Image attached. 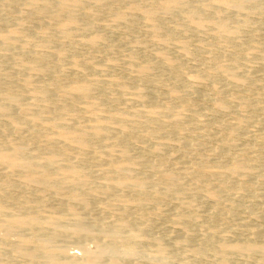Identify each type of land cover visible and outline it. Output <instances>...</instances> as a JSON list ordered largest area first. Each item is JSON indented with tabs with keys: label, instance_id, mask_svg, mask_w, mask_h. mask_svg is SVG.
<instances>
[{
	"label": "rangeland",
	"instance_id": "1",
	"mask_svg": "<svg viewBox=\"0 0 264 264\" xmlns=\"http://www.w3.org/2000/svg\"><path fill=\"white\" fill-rule=\"evenodd\" d=\"M30 1L8 3L0 0V35L8 37L4 41L0 39V47H12L10 52L2 50L0 53L3 78L0 103H7L9 96L17 99V104L7 113H0V149L6 148L5 142H10V146L20 143L27 147L24 156L37 155L30 158L43 163L48 156L46 152H54L61 144L67 145L70 153L75 148L71 157L66 155L70 160L66 161L64 156L57 162V167L66 166L81 173L87 187L75 190L83 194L88 208L73 204L80 214L77 221L66 209V196L71 187L63 186L60 193L45 191L37 185L31 188L22 181L21 171L15 170L17 173L13 171V176H9L10 173L6 175L7 168L1 165L0 171H6L0 172L3 173L0 182H12L11 187H0V202L12 215L38 212L40 216L32 229L18 230L11 237H43L54 227L65 229L63 235L55 239L54 246L63 248L67 255L80 258L83 243L86 241L83 246L93 252L99 239L84 236L77 239L71 234V228L82 222L98 236L97 232L112 228L110 220L122 216L129 224L126 231L136 230L140 238L135 245L136 254L127 259L118 258L119 264H264L262 251L248 255L220 252V245L224 243L228 246L238 240V243L247 241V233L252 228L264 231V0H253L239 11L218 5V0H181L184 7L168 14L159 8L169 0H106L105 3L80 0L79 9L75 11L79 22L66 30L68 36L60 27L67 12L47 18L48 13L55 12L54 1L49 0L44 3L48 6L39 8ZM192 6H207L202 27L186 19L185 14ZM145 9L158 10L161 14L156 11V20H150L144 17ZM216 16L226 22L227 33L218 30L216 21L219 17L215 19ZM28 64L34 68L26 67ZM144 66L147 68L143 74L140 69ZM28 77L30 84H25ZM82 83L90 85L88 94L79 95L80 98L75 96L77 99L64 94L69 87ZM40 90L47 92L45 96ZM219 101L226 108L216 109ZM68 127L76 134L86 136L87 147L76 148L59 137L61 129L71 130ZM93 127L106 130L97 137L100 142L95 141L96 137L94 139ZM78 149L79 153H76ZM234 157L236 161L241 158L240 162ZM235 162L238 165L229 171ZM113 169L116 172H112ZM58 171H54V179L61 177ZM160 171V177L164 172L174 174L175 186L171 191L162 177L159 178ZM102 174L107 176L104 177L106 180ZM125 175L137 176L144 181L140 182L141 186H128L122 190L113 187L107 195L94 196L100 185L105 188ZM211 187L213 194L208 195ZM38 192H42V198L36 196ZM150 193L153 196L150 197ZM138 197H153L152 204L148 202L146 207L145 204L140 207L132 200ZM21 200L27 202L23 204ZM2 219L4 217H0ZM104 226L111 227L106 229ZM261 236L255 237L256 244L262 243ZM157 246L163 249V256L158 255ZM13 255L8 247L0 244V262L8 259L14 264L25 263Z\"/></svg>",
	"mask_w": 264,
	"mask_h": 264
},
{
	"label": "bare ground",
	"instance_id": "2",
	"mask_svg": "<svg viewBox=\"0 0 264 264\" xmlns=\"http://www.w3.org/2000/svg\"><path fill=\"white\" fill-rule=\"evenodd\" d=\"M5 2H8V3H11L10 1H12V0H4ZM54 1V7H55V9H54V11L55 12H52V13H54V14H52V13H48V14H50V15H48V17L47 18H49L50 16L51 17H57V16H62L63 14V12H67V15H66V19L63 21L64 23L62 24V26H60L61 27V29L63 30V31H65V36H68V35H70L69 33H68V31L66 32V30L68 29V28H70V27H75L76 25H77V23L79 22L78 21V19H79V17H78V19H77V14H76V9H79L78 7L80 6V0H53ZM85 1V0H84ZM87 1V0H86ZM98 1H100L101 3L102 2H104V1H106V0H98ZM121 1H124V0H121ZM129 1V0H128ZM153 1H155V0H153ZM160 1V0H159ZM49 2V0H41V1H36V0H31L30 1V4L31 5H33V6H36V7H40L41 5L43 6L44 5V3H48ZM96 2V1H95ZM100 2H99V4H100ZM132 2H134V1H132ZM151 2H152V0H151ZM186 2V1H185ZM205 2V1H204ZM215 2V1H214ZM253 2V0H218V5H220V6H223L224 8H234V10H237V11H239V10H242V9H244V8H246L248 5H250L251 3ZM88 3V2H87ZM105 3V2H104ZM160 3V2H159ZM216 3V2H215ZM52 4V5H53ZM84 4V3H83ZM95 4H98V3H95ZM134 4V3H133ZM135 4H137L136 2H135ZM204 4V3H203ZM89 5V4H88ZM130 5H132V4H130ZM184 5H185V3H183L181 0L179 1V0H169V1H166V2H163L161 5H160V8H159V10L161 11V12H163V13H167L168 14V12H170V11H173L174 9H177L178 10V8L180 9L181 7H184ZM189 5V4H188ZM194 5V4H193ZM44 6H48V4H45ZM84 6V5H83ZM103 6V5H102ZM134 6H136V5H134ZM139 6V8H140V5H138ZM191 6V5H190ZM202 6V5H201ZM208 6V5H207ZM207 6H205V7H207ZM212 6V5H211ZM214 6H217V5H214ZM149 7V6H148ZM205 7H196V8H193V6L191 7V8H189L188 10H187V8H186V10H187V12H186V14H185V16H186V19H187V21H189V22H191L192 24H194V25H196V26H198V27H202L203 26V18H202V16H203V13H204V11H205ZM42 8H45V7H42ZM83 8V7H82ZM132 8V7H131ZM136 8H138V7H136ZM150 8V7H149ZM219 8V7H218ZM85 9V8H84ZM97 9V8H96ZM112 9V8H111ZM144 9V8H143ZM150 9H152V8H150ZM146 10L145 12H144V14H145V16L144 17H146V18H148V19H150V20H154L155 18H156V16H157V12L156 11H158V10H156V11H154V9L153 10ZM182 9V8H181ZM184 9V8H183ZM220 9H221V7H220ZM81 10V9H80ZM88 10H89V8H88ZM131 10V9H130ZM140 10V9H139ZM214 10V9H213ZM212 10V11H213ZM43 11H45V10H43ZM48 11V10H47ZM76 11V12H75ZM83 11V10H82ZM179 11V10H178ZM220 11V10H219ZM51 12V11H50ZM92 12V11H91ZM159 12V11H158ZM206 12V11H205ZM208 12V11H207ZM236 12V11H235ZM160 13V12H159ZM178 13V12H177ZM214 13H217L216 11L214 12ZM62 14V15H61ZM116 14V13H115ZM118 14V13H117ZM161 14V13H160ZM174 14V13H173ZM207 14V13H206ZM120 15H122L121 13H120ZM124 15V14H123ZM178 15V14H177ZM180 15V14H179ZM220 15V14H219ZM117 16H119V15H117ZM116 16V17H117ZM125 16V15H124ZM215 16V15H214ZM217 17H219V16H216V18L215 19H217ZM123 17H121V19H122ZM159 18V17H158ZM184 19H185V17H183ZM53 19V18H52ZM59 19V18H58ZM61 19V18H60ZM82 19V18H81ZM80 19V20H81ZM120 19V18H119ZM214 19V18H213ZM19 20V19H18ZM17 20V21H18ZM55 20V19H54ZM116 20V19H115ZM156 20V19H155ZM154 20V21H155ZM212 20V19H211ZM5 21V20H4ZM20 21V20H19ZM56 21V20H55ZM58 21V20H57ZM78 21V22H77ZM117 21H119V20H117ZM124 21H125V19H124ZM153 21V22H154ZM186 21V20H185ZM207 21V20H206ZM206 21H204L205 23L204 24H206ZM210 21V20H209ZM227 21V20H226ZM243 21V20H242ZM152 22V21H151ZM152 22V23H153ZM157 22H158V19H157ZM208 22V21H207ZM244 22V21H243ZM48 23V22H47ZM59 23V22H58ZM60 23H61V21H60ZM213 23H214V20H213ZM18 24V23H17ZM23 24V23H22ZM21 24V25H22ZM148 24V23H147ZM156 24V23H155ZM155 24H154V26H155ZM208 24V23H207ZM212 24V23H211ZM216 26L218 27V30L219 31H221V32H226L227 33V31H228V26L226 25V22L225 21H223V20H221V17H219L218 18V20L216 21ZM19 25V24H18ZM25 25V24H24ZM23 25V26H24ZM58 25V24H57ZM152 25V24H151ZM214 25V24H213ZM14 27V26H13ZM59 27V28H60ZM90 27V26H89ZM156 27V26H155ZM154 27V30L156 29ZM19 28H21V27H19ZM23 28V27H22ZM21 28V29H22ZM85 28V27H84ZM159 28V27H158ZM197 28V27H196ZM230 28V27H229ZM61 29H59V30H61ZM76 29V28H75ZM82 29V28H81ZM231 29V28H230ZM13 30V29H12ZM19 30V29H18ZM56 30H58V28L56 29ZM153 30V29H152ZM158 30V29H157ZM21 31V30H20ZM74 31V30H73ZM77 31V30H76ZM85 31V30H84ZM201 31V30H200ZM214 31H216V30H214ZM17 32H19V31H17ZM61 32V31H60ZM71 32V31H70ZM158 32V31H157ZM16 33V32H15ZM64 33V32H63ZM230 33V32H229ZM231 33H232V31H231ZM235 33H236V31H235ZM67 34V35H66ZM228 35H230V34H228ZM233 36H235L234 34H232ZM14 36V35H13ZM224 36V35H223ZM46 37V36H45ZM218 37H220V36H218ZM222 37V36H221ZM62 38V37H61ZM0 39H2L3 41L4 40H7L8 39V37L7 36H4V35H0ZM31 40V39H30ZM29 40V41H30ZM40 40V39H39ZM26 41V40H25ZM34 41V40H33ZM35 42V41H34ZM40 43V42H39ZM15 44V43H14ZM41 44V43H40ZM29 45V44H28ZM48 45H49V43H48ZM16 47V46H15ZM48 49V48H47ZM54 49V48H53ZM2 50H4V51H7V52H10L11 50H12V47H0V53H1V51ZM21 51V50H20ZM38 53V52H37ZM264 53V52H263ZM40 54V53H39ZM36 55V54H35ZM133 56V55H132ZM262 56V55H261ZM4 57V56H3ZM15 58H17V57H15ZM45 58V57H44ZM51 58V57H50ZM132 58V57H131ZM52 59V58H51ZM10 60V59H9ZM47 60V59H46ZM49 60V59H48ZM23 62V61H22ZM262 62V61H261ZM21 63V62H20ZM25 63V62H24ZM24 63H21V64H23V65H25ZM37 66V65H36ZM26 67H28V68H32V66L31 65H29L28 64V66L26 65ZM45 67V66H44ZM43 67V68H44ZM34 68V67H33ZM32 68V69H33ZM51 68V67H50ZM64 68V67H63ZM146 66H144V67H142L141 69H140V72L141 73H145V71H146ZM36 69V68H35ZM46 69V68H45ZM56 69V68H55ZM54 69V70H55ZM58 69H60V68H58ZM17 70V69H16ZM37 70V69H36ZM38 70H39V67H38ZM37 70V71H38ZM42 70V69H41ZM40 70V71H41ZM53 70V69H52ZM62 70V69H61ZM66 70V69H65ZM68 70V69H67ZM37 71H35V72H37ZM63 71V70H62ZM225 71V70H224ZM223 71V72H224ZM45 72H46V70H45ZM226 72V71H225ZM0 73H2V72H0ZM35 74V73H34ZM40 74V73H39ZM233 78H235V79H238V77H236V75H234V74H232V73H229ZM7 75V74H6ZM5 76V75H4ZM36 76V75H35ZM240 78V77H239ZM21 79V78H20ZM25 79V78H24ZM28 79H29V77H28ZM28 79H25L24 81V83L25 84H30V79L28 80ZM55 79V78H54ZM2 80H3V78H1V75H0V87H1V82H2ZM55 81V80H54ZM57 81V80H56ZM156 82H158V81H156ZM49 83H52V82H49ZM55 83V82H54ZM242 83V82H241ZM25 84H23V85H25ZM162 84V83H161ZM243 84V83H242ZM117 85H118V83H117ZM156 85V84H155ZM158 85H160V83L158 84ZM27 86H29V85H27ZM70 86V85H69ZM74 86V85H73ZM235 86V85H234ZM49 87V86H48ZM52 87V86H51ZM50 87V88H51ZM55 87V86H54ZM155 87V86H154ZM25 88H26V90H27V87L25 86ZM53 88V87H52ZM58 88V87H57ZM60 88H62V87H60ZM93 88V87H92ZM192 88V87H191ZM59 89V88H58ZM48 90V89H47ZM93 90V89H92ZM40 91H43V92H41V95H44L45 93H47V92H45L44 90H40ZM51 91V90H50ZM90 92V85H87V83H86V85L85 84H77V86H74V87H69L66 91H65V95L66 96H69L71 99H73L75 96L77 97V96H79V95H81V97H82V95H85V94H88L89 92ZM238 91V90H237ZM88 92V93H87ZM40 94V92L38 93V95ZM62 94V93H61ZM48 95V94H47ZM63 95V94H62ZM159 95V94H158ZM170 95V94H169ZM8 96V95H7ZM45 96V95H44ZM87 96V95H86ZM168 96V95H167ZM241 96V95H240ZM40 97V96H39ZM48 97V96H47ZM55 97V96H54ZM75 97V98H76ZM85 97V96H84ZM234 97V96H233ZM7 98V97H6ZM41 98H43V96H41ZM49 98V97H48ZM61 98H63V97H61ZM60 98V99H61ZM78 98V97H77ZM76 98V99H77ZM79 98H80V96H79ZM170 98V97H169ZM232 98V97H231ZM230 98V99H231ZM32 99V98H31ZM65 99V98H64ZM69 99V98H68ZM172 99V98H171ZM242 99V98H241ZM49 100H50V98H49ZM75 100V99H74ZM165 100H166V97H165ZM8 102L7 103H0V113H7L9 110H10V108L12 107V106H15V104H17V99H15L14 97H10L9 96V98H8V100H7ZM53 102V101H52ZM56 102V101H55ZM62 102V101H61ZM71 102H73L72 100H71ZM152 102V101H151ZM150 102V103H151ZM155 102V101H154ZM207 102V101H206ZM130 103V102H129ZM20 104V103H19ZM61 104V103H60ZM74 104V103H73ZM158 104H160V103H158ZM216 104V103H215ZM21 105V104H20ZM26 105V104H25ZM56 105V104H55ZM55 105H53V106H55ZM63 105H66V104H64L63 103ZM171 105V104H170ZM24 106V105H23ZM58 106V105H57ZM60 106V105H59ZM58 106V107H59ZM61 106H62V104H61ZM127 106V105H126ZM158 106V105H157ZM174 106V105H173ZM217 107H216V109L218 108V109H223V108H226V106H225V104L223 103V102H221V101H219V102H217V105H216ZM16 107H17V105H16ZM63 107V106H62ZM61 107V108H62ZM66 107V106H65ZM158 107H160V106H158ZM13 108V107H12ZM22 108V107H21ZM26 108V107H25ZM176 108V107H175ZM14 110V109H13ZM24 110V109H23ZM60 110H63V109H60ZM68 110V109H67ZM225 110V109H224ZM216 111V110H215ZM227 111V110H226ZM5 115V114H4ZM9 115H10V113H9ZM5 116H7V115H5ZM4 116V117H5ZM8 117V116H7ZM11 117V116H10ZM13 118V117H12ZM35 118V117H34ZM8 119V118H7ZM31 120V119H30ZM33 120V119H32ZM56 120V119H55ZM8 121V120H7ZM10 121H12V123H13V120H10ZM3 123V122H2ZM52 123V122H51ZM55 123V122H54ZM57 123H59V122H57ZM7 124H9V123H7ZM56 124V123H55ZM54 124V125H55ZM63 124V123H62ZM2 125V124H1ZM53 124H52V126H54ZM57 125V127H59L58 126V124H56ZM55 125V126H56ZM61 125V124H60ZM73 125V124H72ZM96 125V124H95ZM8 126V125H7ZM9 126H11V125H9ZM16 126V125H15ZM47 126V125H46ZM75 126H77V125H75ZM75 126H74V128H75ZM79 126V125H78ZM99 126H101V125H99ZM98 126V127H99ZM1 127V126H0ZM14 127V126H13ZM63 127V126H62ZM81 127V126H80ZM83 127V126H82ZM89 127V126H88ZM98 127H93L94 129H95V131H94V139H95V137L97 138L98 136L100 137L101 135H103L104 134V132L103 131H106V130H104L103 129V131L99 128L98 129ZM222 127V126H221ZM12 128V127H11ZM16 127H14V129H15ZM56 128V127H55ZM85 128H86V126H85ZM84 127H83V129H85ZM90 129H91V127H89ZM50 129V128H49ZM67 129H71V128H67ZM76 129V128H75ZM89 129V130H90ZM106 129V128H105ZM219 129V128H218ZM10 130V129H9ZM11 131V130H10ZM60 131V130H59ZM61 133H60V136L59 137H61V139L63 138L64 140H67V141H69V142H71V143H73L74 144V146L76 147V148H83V147H85L86 145H87V139H86V136H84V135H82V134H76L75 133V131H73L72 129L71 130H65V131H63L62 129H61ZM86 131H87V129H86ZM85 131V132H86ZM93 131V130H92ZM109 131V130H108ZM126 131V130H125ZM1 132H2V130H1ZM123 132V131H122ZM127 132V131H126ZM47 133H49V132H47ZM83 133V132H82ZM108 133V132H107ZM217 134V133H216ZM33 135H35V134H33ZM52 135V134H51ZM106 135V134H105ZM108 135H109V133H108ZM208 135V134H207ZM38 136V135H37ZM55 136H58V134L57 135H55ZM218 136V135H217ZM247 136V135H246ZM249 136V135H248ZM253 136V135H252ZM105 137V136H104ZM107 137V136H106ZM201 137V136H200ZM263 137H264V135H263ZM31 138V137H30ZM56 138V137H55ZM90 138V137H89ZM34 139V138H33ZM46 139V138H45ZM48 139V138H47ZM46 139V140H47ZM58 139V138H57ZM60 139V140H61ZM62 139V140H63ZM99 138H97V139H95V141H97ZM116 139V138H115ZM202 139V138H201ZM209 139V138H208ZM211 139V138H210ZM214 139V138H213ZM216 139V138H215ZM250 139V138H249ZM259 139V138H258ZM264 139V138H263ZM6 140V139H5ZM9 140V139H8ZM49 141H51V139H48ZM93 140V139H92ZM118 140V139H117ZM11 141V140H10ZM32 141V140H31ZM43 141V140H42ZM54 141V140H53ZM57 141V140H56ZM56 141H54V142H56ZM99 142H100V140H98ZM195 141V140H194ZM61 142H63V141H61ZM61 142L59 143V145L61 144ZM192 142V141H191ZM217 142V141H216ZM226 142V141H225ZM229 142V141H228ZM10 143V142H9ZM8 142L6 143L5 142V144H9ZM37 143V142H36ZM58 143V142H57ZM64 143V142H63ZM90 143H91V141H90ZM90 143H88L89 145H90ZM96 143V142H95ZM201 143V142H200ZM220 143V142H219ZM30 144V143H29ZM187 144V143H186ZM221 144V143H220ZM225 144V143H224ZM6 145V148L4 147V148H1L0 149V166L2 165L3 167H6L7 168V173H6V175L8 174V173H10L9 174V176L10 175H12V172L13 171H15V170H18V171H21L20 173H22V175H23V182L25 183V184H30L31 186V188H32V185H37V186H40L42 189H44L45 191H50V192H58L60 189H62L63 188V186L65 187V188H67V186H69V188H70V190H69V193H68V197L66 196V198H67V204H66V209H67V211H68V213H71V214H73L74 215V218H75V220H77L78 221V216L77 215H80V214H78L77 213V211H75L76 209H74V206H73V204L74 205H76L75 203H77V204H82V206H85V207H87V201H86V199H85V197L83 196V194H80V192H76V190L75 189H81V190H83V188H85V187H87V185H86V182H85V180L84 179H82V175H81V173L80 172H77L75 169H74V171H72V170H70L68 167H66L65 166V164H63L65 167H57V162L58 161H61L62 160V158H64V156H66L67 154H69V156L68 157H71L72 156V152H73V150L75 149H73L72 150V152L70 153L69 151H68V149L66 148V146L64 147L63 146V144H61L60 145V147H58V148H56L55 149V151L54 152H51V151H47L46 153L48 154V156L42 161L43 163H38V162H36V161H34L33 159H31L30 158V156H31V153H29L30 155H29V157H26V156H24V152H25V150L27 149V147L26 146H24V145H21L20 143H17V144H12L11 146H10V144H9V147ZM58 145V144H57ZM104 145V144H103ZM203 145V144H202ZM202 145H201V147H202ZM237 145V144H236ZM5 146V145H4ZM70 146V145H69ZM196 146V145H195ZM36 147V146H35ZM87 147V146H86ZM93 147V146H92ZM172 147V146H171ZM198 147V146H197ZM220 147V146H219ZM190 148V147H189ZM199 148V147H198ZM211 148H213V147H211ZM70 149H72V147L70 148ZM69 149V150H70ZM159 149V148H158ZM182 149V148H181ZM247 149V148H246ZM245 149V150H246ZM35 150V149H34ZM38 150V149H37ZM36 150V151H37ZM153 150H155V149H153ZM208 150V149H207ZM217 150H218V147H217ZM220 150V149H219ZM71 151V150H70ZM79 153V149H78V151H76V153ZM156 152V151H155ZM177 152V151H176ZM216 152V151H215ZM218 152V151H217ZM38 153V152H37ZM39 153H40V151H39ZM38 153V154H39ZM74 153V152H73ZM99 153V152H98ZM33 154H34V152H33ZM70 154H71V156H70ZM82 154V153H81ZM97 154V153H96ZM101 154V153H100ZM100 154H98V156L100 155ZM241 154H243V153H241ZM77 155V154H76ZM102 155H104V154H102ZM170 155V154H169ZM206 155V154H205ZM238 155V154H237ZM262 155V154H261ZM34 156H37V155H34ZM33 156V157H34ZM45 156V155H44ZM107 156V155H106ZM109 156H110V154H109ZM234 156V155H233ZM32 157V156H31ZM32 157V158H33ZM39 157V156H38ZM67 157V156H66ZM66 158V161H67V159L68 160H70L69 158ZM94 157V156H93ZM92 157V158H93ZM95 157H96V155H95ZM103 157H105V155L103 156ZM108 157V156H107ZM127 157V156H126ZM236 157V156H235ZM235 157H234V160H235ZM238 157V156H237ZM236 157V158H237ZM261 157V156H260ZM40 158V157H39ZM123 158V157H122ZM209 158H211V157H209ZM229 158V157H228ZM240 158V157H239ZM36 159H38V158H36ZM96 160H97V158H95ZM110 159V158H109ZM233 159V158H232ZM241 159V158H240ZM239 159V160H240ZM40 160H42V158L40 159ZM101 161H103L102 159H100ZM111 160V159H110ZM126 160V159H125ZM208 160V159H207ZM225 160V159H224ZM231 160V159H230ZM238 160V161H239ZM64 161V160H63ZM93 161H94V159H93ZM104 161H106V160H104ZM137 161V160H136ZM206 161V160H205ZM204 161V162H205ZM236 161V160H235ZM238 161H236V162H238ZM69 162H71V161H69ZM68 162V163H69ZM91 162V161H90ZM99 162V161H98ZM108 162V161H107ZM114 162V161H113ZM137 162H139V161H137ZM203 162V161H202ZM236 162H235V164H232L233 166L232 167H227L228 169H229V171L230 170H234V168H235V166H237L238 164H236ZM240 162V161H239ZM60 163V162H59ZM95 163V162H94ZM125 163V162H124ZM151 163V162H150ZM231 163V162H230ZM120 164V163H119ZM158 164H160V163H158ZM61 166H62V164H60ZM90 165V164H89ZM106 165V164H105ZM108 165H110V164H108ZM124 165V164H123ZM148 165H149V163H148ZM153 165V164H152ZM151 165V167H152V169L154 168V166H152ZM161 165V164H160ZM159 165V166H160ZM188 165V164H187ZM186 165V166H187ZM195 165V164H194ZM197 165H199L198 163H197ZM203 165V164H202ZM230 165V164H229ZM68 166V165H67ZM72 165H70V167H71ZM88 166V165H87ZM95 166V165H94ZM107 166V165H106ZM106 166H105V169H106ZM111 166V165H110ZM170 166V165H169ZM185 166V167H186ZM124 167V166H123ZM148 167H150V166H148ZM150 167V168H151ZM104 168V167H103ZM112 168V167H111ZM157 168V167H156ZM155 168V169H156ZM170 168V167H169ZM193 168V167H192ZM195 168V167H194ZM193 168V169H194ZM200 168V167H199ZM160 169H162V168H159L158 170H160ZM167 169V168H166ZM175 169V168H174ZM57 170H59L58 172H60L59 174H60V176L62 177H60V178H58L59 176H57L55 179L53 178V175H54V171H56L57 172ZM98 170V169H97ZM110 170V169H109ZM108 170V172H110ZM117 170V169H116ZM119 171H120V169H118ZM123 170V169H122ZM121 170V171H122ZM163 171H164V168L162 169ZM195 170V169H194ZM204 170V169H203ZM4 171H6V169L4 170ZM4 171H0V172H4ZM96 171V170H95ZM100 171H101V169H100ZM103 171V170H102ZM106 171V170H105ZM112 171V170H111ZM151 171V170H150ZM153 171V170H152ZM151 171V172H152ZM178 171V170H177ZM184 171V170H183ZM190 171V170H189ZM192 171V170H191ZM208 172H209V170H207ZM16 172V171H15ZM86 172V171H85ZM107 172V171H106ZM112 172H116V171H114V169H113V171ZM155 172V171H154ZM153 172V173H154ZM181 172V171H180ZM180 172H178L179 174H180ZM206 172V171H205ZM210 172H211V170H210ZM214 172V171H213ZM17 173V172H16ZM20 173H18V174H20ZM96 173V172H95ZM102 173V172H101ZM101 173H100V175H101ZM111 173V172H110ZM160 174L158 175L159 176V178H161L162 177V180H163V182L165 183V185H166V188H168L169 189V191H171L172 190V188L175 186V184H174V182L172 181V176L174 175V174H172V173H169V172H164L163 174H162V176L160 177V175H161V171L159 172ZM175 173V172H174ZM177 173V174H178ZM182 173H185V172H182ZM181 173V174H182ZM207 173V172H206ZM1 174H3V173H1ZM0 174V175H1ZM58 174V175H59ZM92 174V173H91ZM106 174V173H105ZM105 174H102V176H103V178L104 177H107V176H105ZM114 174V173H113ZM119 174H121V173H119ZM124 174H125V172H124ZM155 174V173H154ZM175 175V177L176 176H178V175ZM190 174V173H189ZM192 174V173H191ZM4 175H5V173H4ZM5 175V176H6ZM17 175V174H16ZM21 175V176H22ZM56 175V174H55ZM115 175V174H114ZM151 175V174H150ZM157 175V174H156ZM3 176V175H2ZM13 176V175H12ZM15 176V175H14ZM19 176V175H18ZM17 176V177H18ZM20 176V177H21ZM75 176H76V178H75ZM109 176H111V175H109ZM186 176V175H185ZM190 176V175H189ZM194 176V175H193ZM202 176H204V173H203V175ZM201 176V177H202ZM80 177V178H79ZM115 177H118V176H116L115 175ZM157 177V176H156ZM155 177V178H156ZM174 177V176H173ZM200 177V178H201ZM3 178V177H2ZM13 178V177H12ZM15 178V177H14ZM109 178V177H108ZM120 178V177H119ZM178 178H179V176H178ZM191 178V177H190ZM189 178V179H190ZM199 178V179H200ZM7 179H8V177H7ZM57 179H60L59 181L60 182H56L55 180H57ZM156 179H158V178H156ZM196 179H197V177H196ZM3 180V179H2ZM10 180V179H9ZM104 180H106L105 178H104ZM110 180H112V179H110ZM114 180V179H113ZM148 180V179H147ZM160 180V179H159ZM161 180V181H162ZM194 180H195V177H194ZM19 181H21V180H19ZM141 181H144V180H142V179H140V178H138L137 176H127V175H125V176H121V178L120 179H115L114 180V182H112L113 184L111 185V184H109V185H107L105 188L103 187V188H101V186H103V185H100V189L99 190H96L95 191V194H94V196H97V194L99 195V194H106V193H108L109 191H110V189L111 188H113V187H119L118 188V190L120 189V190H122V189H125V187H128V186H141V184H140V182ZM149 181V180H148ZM150 181H152V180H150ZM2 182V181H1ZM0 182V183H1ZM3 182L5 183V180H3ZM2 182V185H0V187L2 186L3 187V185L5 186V188H6V186H8L12 181H10V183H8L9 181H7L6 182V184H4ZM23 183V184H24ZM61 183V185H59ZM15 184H17V183H15ZM19 184V183H18ZM13 185V184H12ZM114 185V186H113ZM10 187H11V185H9ZM15 186V185H14ZM17 186H21V185H17ZM208 186V185H207ZM206 186V188H208ZM34 187V186H33ZM35 188H37L36 186L34 187V190H36ZM99 188V187H98ZM122 188V189H121ZM130 188V187H129ZM165 188V189H166ZM244 188V187H243ZM91 189V188H90ZM96 189V188H95ZM94 189V190H95ZM204 189V188H203ZM29 190H31L30 188H29ZM112 190V189H111ZM113 190H115V189H113ZM128 189H126V191H127ZM205 190V189H204ZM208 190V189H207ZM211 194L209 193L208 195H212L213 194V192H212V190L214 191V189L211 187ZM0 191H2V189L0 190ZM32 191V190H31ZM30 191V192H31ZM61 191V190H60ZM60 191H59V193H60ZM63 191H65V190H63ZM68 191V190H67ZM93 191V190H92ZM116 191H117V189H116ZM125 191V192H126ZM167 191V190H166ZM209 191V190H208ZM216 191V190H215ZM36 192V191H35ZM62 192V191H61ZM112 192V191H111ZM111 192H109V193H111ZM124 192V193H125ZM210 192V191H209ZM31 193H33V191L31 192ZM42 193V192H41ZM41 193L39 194V192H38V194L36 195V196H40L41 195ZM46 193V192H45ZM48 193V192H47ZM58 193V194H59ZM63 193H65L66 194V192H63ZM116 193V192H115ZM118 193V192H117ZM256 193V192H255ZM50 194V193H49ZM57 194V195H58ZM119 194V193H118ZM121 194H123V193H121ZM151 194V193H150ZM204 194H206V193H204ZM35 194L33 193V196H34ZM61 196H62V194H60ZM60 195H58V196H60ZM107 195V194H106ZM111 195V194H110ZM113 195H115V194H113ZM261 195V194H260ZM259 195V196H260ZM46 196H48V195H46ZM50 196V195H49ZM56 196V195H55ZM65 196V195H64ZM151 196H153V194H151L150 195V197ZM41 197V196H40ZM39 197V199H41ZM115 197V196H114ZM117 197V196H116ZM115 197V199H117ZM119 197V196H118ZM121 197V196H120ZM16 198H17V196H16ZM19 198H20V196H19ZM44 198V197H43ZM55 199L56 198H60V197H54ZM153 198V197H152ZM151 198V199H152ZM18 199V198H17ZM22 199V198H21ZM151 199H149V198H140V197H138V198H136V200H134V199H132L133 201H135L138 205L140 204V207H142V206H144V204H145V207H146V204H148V202H150V204H152L151 203ZM156 198H154V200H155ZM59 200V199H58ZM63 200V199H62ZM124 200H126V199H124ZM41 201V200H40ZM43 201H45V200H43ZM11 201H9V203H10ZM21 202H24L23 204H25L27 201H23V200H21ZM130 202V201H129ZM153 202V201H152ZM122 203V202H121ZM134 203V202H133ZM154 203V202H153ZM10 204H12V202L10 203ZM124 204V203H123ZM135 205V203L133 204L134 206H138V205ZM9 205V204H8ZM130 205H131V202H130ZM132 205V206H133ZM142 205V206H141ZM129 206V205H128ZM263 206V205H262ZM139 207V206H138ZM76 208V207H75ZM88 208V207H87ZM105 208H107L106 206H105ZM123 208H125V207H123ZM65 209V210H66ZM125 210V209H124ZM66 211V212H67ZM262 211V210H261ZM119 212H122V211H119ZM119 214V213H118ZM121 215L123 214V216H124V213H120ZM75 215H76V217H75ZM115 215H116V213H115ZM114 215V216H115ZM120 215V216H121ZM112 216V215H111ZM119 216V215H118ZM117 215H116V217H118ZM0 217H4V219H2V220H0V244L1 245H3V247H8L9 249H10V251H12L13 252V256H15L16 258L17 257H19V258H21L22 260H24L25 261V263L24 264H119V263H121L120 261H118V258H120V257H122V258H130V257H133L135 254H136V243H137V240H139V238H140V235H139V233L135 230H133V229H131V230H133V231H126V229L128 228V225L129 224H127L124 220H123V217L121 216V218H119V219H115V220H110V222L112 223V228H110L111 226H107V227H109L110 229L109 230H104L103 232H97V233H99L98 234V236H96L95 235V233L90 229V227H87V226H84V224H82V222H81V225H79L80 224V222L75 226V227H73V228H71L72 230H71V234H73V236H75V237H77V239L80 237V240H81V236H84V237H86V238H89V239H94V238H96V237H98V239H99V241H96L97 242V244H96V249L93 251V252H90V251H88L89 249H86V245L85 246H83L84 245V243L86 242L85 240V242L83 243V241H82V243H83V245H82V256L80 257V258H78L77 256L75 257V255L73 256V255H67L66 254V252L64 251V249L63 248H61V247H56V246H54V241H55V239H57L59 236H62L63 234H62V232L65 230H61V229H58L57 227H54V228H52L51 229V231H49L48 233H46V234H44V236L43 237H35V238H33V236H29V237H25V236H16V237H14V238H12L11 236L12 235H14L15 234V232L16 231H18V230H21V229H32V227L35 225V224H37V221L40 219V216H39V214H38V212H35V213H33V214H24V215H12L11 213H10V211H9V209L7 208V207H4V205L0 202ZM80 217V216H79ZM116 217H114V218H116ZM80 219L81 218H79V221H80ZM113 219V218H112ZM82 221V220H81ZM107 221V220H106ZM75 222V221H74ZM75 223H77V222H75ZM108 223V222H107ZM107 223H104V225L105 224H107ZM74 224V223H73ZM83 225V226H82ZM97 225H99V224H97ZM107 225H109V224H107ZM100 226V225H99ZM105 227V226H104ZM107 227H105L106 229H108ZM247 229V228H246ZM250 229V227L248 228V230ZM126 231V232H125ZM96 232V231H95ZM244 232H246L245 230H244ZM247 233V232H246ZM62 234V235H61ZM245 234V233H244ZM249 236H248V238H249V240H248V238H247V241L245 242L244 241V243H238V241H237V243H235V244H232V245H228V246H226L225 244L226 243H224V245L222 246V245H220L219 247H220V252L221 253H230V252H238V253H246L247 255H248V253L250 254V253H254V252H257V251H262V252H264V237H262L261 235H264V231L262 230V229H254V228H252V230H250L248 233H247ZM258 235H259V237L261 236L262 237V243L261 244H256L257 242H256V238L255 237H258ZM73 236H71V237H73ZM83 238V237H82ZM62 239H64V238H62ZM73 239V238H72ZM61 240V239H60ZM261 240H260V242H261ZM93 241V240H92ZM243 241V240H242ZM241 241V242H242ZM91 242V241H90ZM94 242V241H93ZM88 244V243H87ZM222 244V243H221ZM227 248H226V247ZM157 251H158V255H160V256H163L164 255V252H162V250H161V248L160 247H158L157 246ZM228 251V252H227ZM225 253V254H226ZM38 257H41V258H38ZM161 259H162V257H160ZM164 258V257H163ZM164 259H166V258H164ZM132 260V259H131ZM0 264H14V262L12 261V260H8L7 259V261H5V262H0Z\"/></svg>",
	"mask_w": 264,
	"mask_h": 264
}]
</instances>
